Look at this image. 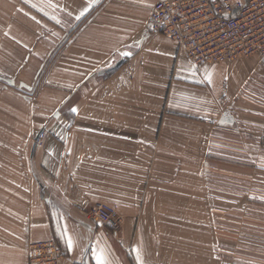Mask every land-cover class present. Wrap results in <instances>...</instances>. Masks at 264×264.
<instances>
[{
    "label": "crops",
    "instance_id": "0c3cea01",
    "mask_svg": "<svg viewBox=\"0 0 264 264\" xmlns=\"http://www.w3.org/2000/svg\"><path fill=\"white\" fill-rule=\"evenodd\" d=\"M152 2L145 1L138 16L120 14L95 23L82 37L81 24L68 39L70 30L58 32L56 46L72 43L67 52L72 56L59 60L57 70L79 78L58 82L71 84L73 94L63 102L83 96L100 71L121 60L111 79L118 96L138 102L146 100L144 95H166L164 117L171 123L199 122L202 145H126L128 138L120 134L114 137L119 145H0V264H27L28 242L48 238L63 251L60 264H96L93 249H102L108 264H138L137 254L141 264H158L148 249L161 247L160 239H145L143 233H160L143 217L174 214L167 201L192 200L194 168H201L200 198L217 199V215L226 210L234 218L249 217L247 226L233 221L232 262L264 264V67L249 56L194 64L173 40L149 30ZM0 34L2 46L31 47L21 31ZM160 85L167 87L154 93ZM160 114L143 111L132 129L119 130L154 135L158 124L151 121L159 123ZM209 168L216 169V191H209ZM94 202L111 204L124 216L117 233L83 214L81 209ZM65 231L74 242L71 250ZM241 238L248 240L244 259Z\"/></svg>",
    "mask_w": 264,
    "mask_h": 264
},
{
    "label": "rangeland",
    "instance_id": "374dc122",
    "mask_svg": "<svg viewBox=\"0 0 264 264\" xmlns=\"http://www.w3.org/2000/svg\"><path fill=\"white\" fill-rule=\"evenodd\" d=\"M126 1L0 0V33L8 29L21 31L26 35L23 39L28 40L31 45L30 48L19 45L16 48L13 43L3 46L0 44V145H119L114 138L119 134L128 138L126 145H202L200 133L203 130L199 122L193 125L196 127L194 128L184 119L171 123L169 117H164L163 111L165 112L168 102L165 100L166 95L163 97L158 91L166 89L167 85H160V88L155 86L154 93L159 95H144V101H127L118 96L120 91L111 79L122 68L121 60L100 71V76L96 75V79L91 80V87L83 91V96L81 94L79 98L80 94L77 95L76 92L78 98L72 97L71 100L63 102L64 96L73 94L72 88L71 84L69 88L58 85V82L64 80L67 84L79 78L57 70L58 61L67 60L72 54L67 53L72 51V43H67L60 49L56 46L58 32L63 28L70 30L66 35L68 39L74 34V28L75 32H79L81 24L82 37L84 31L94 29L95 23L103 24L105 20L116 15H140L146 8L145 1L149 0H139V5ZM155 1L149 6L147 24L152 33L159 34L151 29L149 21L150 10ZM91 16L93 18L90 22ZM43 36H48V39ZM249 57L256 58L253 59L254 62L259 60L257 56ZM261 64L264 67L262 62ZM65 67L69 68L68 64ZM161 74L164 75L165 71L162 70ZM9 78L11 82L7 80ZM127 89H130L128 93L132 97V88ZM242 103L248 105L247 102ZM140 109L161 113L159 123L156 120L151 121L152 126H158L156 133L149 135L150 138L147 133L142 137L143 135L137 136L130 131L142 119L143 111L137 114ZM147 121L146 117L145 122ZM126 126L131 128L128 133L119 130ZM200 172L201 168L193 169L192 200L189 199L187 203L180 198L167 201L168 208L171 207L174 214L143 217L149 227L156 223V233H160V237L149 232L146 235L143 233L145 239L154 236L155 239H160L161 247L148 249L150 259L158 264H234L232 224L235 220L238 224L247 226L249 217L246 215L244 219L234 218L226 210L217 215V211L221 210L218 208L217 199L200 198ZM215 173V168L208 169L209 191H216L220 186L215 183ZM180 177L184 181L183 173ZM88 208L81 209L87 217L89 216L85 211ZM117 213L123 216L119 211ZM89 218L112 231L110 226L99 219ZM41 241H53L59 247L52 238L29 241L26 246L27 264H36L31 261L30 247ZM240 244L241 258L244 259L242 253H247L248 240L241 238ZM59 249L63 259V251L60 247Z\"/></svg>",
    "mask_w": 264,
    "mask_h": 264
},
{
    "label": "built area",
    "instance_id": "2783aa9c",
    "mask_svg": "<svg viewBox=\"0 0 264 264\" xmlns=\"http://www.w3.org/2000/svg\"><path fill=\"white\" fill-rule=\"evenodd\" d=\"M149 21L154 32L172 39L194 64L255 54L264 65V0H156ZM85 214L113 233L124 218L105 202L92 204ZM30 258L36 264H60L62 255L56 243L41 241L31 245Z\"/></svg>",
    "mask_w": 264,
    "mask_h": 264
},
{
    "label": "snow or ice",
    "instance_id": "6c2138e0",
    "mask_svg": "<svg viewBox=\"0 0 264 264\" xmlns=\"http://www.w3.org/2000/svg\"><path fill=\"white\" fill-rule=\"evenodd\" d=\"M26 2H27V0H26ZM33 7H36V5H33ZM85 11H87V8H85ZM81 15H83V12L81 13ZM77 18H79V17H77ZM73 111H76V110L73 109ZM64 235L66 237L67 247L69 250H71L74 242H73L72 238L68 236L66 231H65ZM137 252H138V250H137ZM93 255H94V258L96 260V264H108V261L104 255L102 249H100V250L93 249ZM136 259H137L138 264H141V258L139 256V254H137Z\"/></svg>",
    "mask_w": 264,
    "mask_h": 264
},
{
    "label": "bare ground",
    "instance_id": "6f19581e",
    "mask_svg": "<svg viewBox=\"0 0 264 264\" xmlns=\"http://www.w3.org/2000/svg\"><path fill=\"white\" fill-rule=\"evenodd\" d=\"M254 55H255V54H254ZM240 58H242V57H239V56H238V57L236 58V60H238V59H240ZM234 61H235V60H234Z\"/></svg>",
    "mask_w": 264,
    "mask_h": 264
}]
</instances>
